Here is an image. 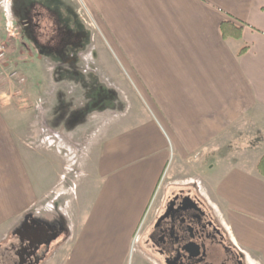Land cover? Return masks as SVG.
<instances>
[{"label": "crops", "instance_id": "1", "mask_svg": "<svg viewBox=\"0 0 264 264\" xmlns=\"http://www.w3.org/2000/svg\"><path fill=\"white\" fill-rule=\"evenodd\" d=\"M83 1L98 26L92 41L90 29L84 27L88 35L75 29L73 0H0V41L11 53L26 49L10 65L29 79L46 60L65 58L68 48L86 43L97 72L56 74L62 121L49 123L79 138L99 129L83 161L84 177L56 202L58 213L36 214L33 207L48 197L60 161L33 147L40 139L32 135V123L22 121L0 90V241L16 244L23 223L56 225L54 238L37 250L39 264H127L138 225L173 156L180 161L174 175L181 177L171 174L170 184L193 186L248 262L264 264L258 160L224 164L218 148L210 150L220 141L259 138L264 144V0ZM228 20L241 27L239 39L222 37L220 24ZM78 96L85 102L79 118L72 110ZM131 108L136 132L123 126L113 132L119 121L110 116ZM101 111L99 118L90 115ZM77 119L79 129L64 122ZM210 158L216 170L211 165L215 171L207 173L203 161ZM91 190L96 197L85 198ZM141 238L133 263L161 264Z\"/></svg>", "mask_w": 264, "mask_h": 264}, {"label": "rangeland", "instance_id": "2", "mask_svg": "<svg viewBox=\"0 0 264 264\" xmlns=\"http://www.w3.org/2000/svg\"><path fill=\"white\" fill-rule=\"evenodd\" d=\"M76 22H77V28L75 29L84 31V34L88 35L87 30L84 28L85 26L83 25V23H81L79 20ZM92 32L94 31L92 30ZM94 33L97 34L96 32ZM0 43H2L6 49L5 61L3 62L2 65H0V80H1L0 90L3 93V98L7 100L8 105L15 106L18 108L20 114H23L22 116H24L22 118L23 122L27 121L32 123L33 133L32 132L31 133L34 137L38 136L40 139L42 136H44V137H48L49 139L47 141L43 138L45 142L41 144L38 141L36 142L37 145L31 143L29 140L30 144H33V147L35 148L38 147L39 150H44L50 153V155H56V157H58L60 161V169L58 172L57 180L54 183V185H52L47 191L49 198H52L54 196L58 197L57 200L55 201V207L52 210L47 209L46 211H43L41 213H36L33 207V211L36 214L53 215L55 213H58L57 210L58 207H56V202L61 200L63 196L66 198L67 196L71 195L72 191L74 190L73 188H76L78 186V182L81 180V178L84 177L83 161L89 155L90 146L92 143V138H94V134H96V132L99 131L98 128H97L98 130L94 128L91 131H89L87 134L79 138V137H75V135L72 132L70 134L62 131L61 129L54 128L53 126L50 125L49 121L56 122L58 118L60 119V121H62L60 114L61 112L58 111L59 99L56 94L58 88L56 74L59 71L61 72L69 71V72H76L81 75H85L90 72H97V69L94 64L88 65L83 62L79 63V65L73 62L67 63L68 59L72 57L70 52H72L73 54L78 53L80 50L84 53L89 52V48H85L86 43L83 42L82 43L83 48H79V47L68 48L67 51L70 54L67 53L65 58L58 60L54 59V61L46 60V62H44L41 68V72L44 74L41 75L40 72L37 73L35 78L31 77V79H29L25 74L20 73V71L15 66L11 67L10 65L12 64L11 63L12 60L14 58L18 59L19 55L22 53L24 54V51L26 49L18 48L14 53H11L7 42L0 41ZM14 70L17 72V74L14 76L11 75L10 77L9 74L14 72ZM18 79H23V80L20 83ZM97 82L102 84L107 83L105 80H97ZM66 88L71 94L75 92L74 86L72 85H66ZM84 104L85 102L83 98L79 96L75 98L74 108H72V110L76 112L78 118H79L78 111L79 109H81L80 107L84 106ZM136 113L137 112L132 108L123 111L122 114L121 113L119 114V111L116 114L113 113V115L110 116L111 117L110 119H112L111 121L113 123L119 121L114 126L113 132L114 131L117 132L116 130H119L121 126L127 129L128 133H130V131H132V133L136 132V121H135ZM90 115H92L93 117L97 116L99 118L103 116V111L97 113L92 112ZM64 122L66 123V125H68L71 128H75L74 126L76 125L79 129L80 119H77L74 123L72 122V120L71 121L66 120ZM112 122L111 125L113 124ZM43 127L44 129L48 128L49 131L47 133L46 132L42 133L41 128ZM78 129L76 128V130ZM41 140L42 138L40 139V141ZM167 142H168V149L172 150V145L170 144L168 138H167ZM210 147H211L210 150L211 149L213 150V147L218 148V152H220V163H224V164L242 163L248 165L250 163V165H252V161H254V159L259 160V157H261L264 154V144H262L261 141L259 142V138L257 139V142H253V141L251 142L248 141V139L235 141L231 143L220 141V144L211 145ZM194 158L196 159V157ZM191 162L195 163L196 160H191ZM203 162H204L203 170L205 172L211 173L212 171L216 170V165H215V163L217 162L216 160L210 158L207 161H203ZM179 164L180 161L173 156H171V158L168 160V163L162 173L160 182L157 186V191L155 197L153 198V202L149 210L147 211V215L148 214L149 215L145 216L144 220L141 223L140 228L138 227L136 230L137 236L139 235L138 238H140V235L142 234L143 227L153 218L156 209L161 204L162 199L173 190H177L180 187L185 189L188 187L187 186L188 184L185 185V182H179L180 184H175V183L170 184L171 174H173L172 178L174 179L181 177L180 174L174 175L175 171L173 172V170H175V168H177ZM211 165L214 166L213 169L215 170L210 168ZM44 169L47 170L48 179L50 181L53 175L52 173L53 167H51V164L48 163L47 166L44 165ZM98 180L100 181V178H98ZM98 180L95 181L92 184V186H97V183H99ZM193 181L194 180H192L191 182ZM167 182L169 183L167 184ZM142 183L144 182L142 181ZM190 188L191 191L194 192V187L190 186ZM86 196L87 197L85 198L90 199L96 197V194L93 193V190H91L89 191V194H86ZM63 203L64 202L59 203V206L62 207ZM32 212H29L28 215H31ZM65 217L67 218L68 216L66 215ZM24 225L25 223L22 224L21 227L22 229L25 227ZM35 225H39V227L46 228L49 230L57 228L56 225H52V226H49L47 224H35ZM39 232H41L40 229ZM41 233H43V230ZM55 234L52 235L48 234L46 240L53 239ZM8 240L9 239L1 240L2 245L3 246L6 245L8 243ZM136 243L137 241L134 242V246L136 245ZM134 246L132 245L131 252L129 255V261L127 262V264H135L133 263V260L135 258V255L133 253V251H135Z\"/></svg>", "mask_w": 264, "mask_h": 264}, {"label": "flooded vegetation", "instance_id": "3", "mask_svg": "<svg viewBox=\"0 0 264 264\" xmlns=\"http://www.w3.org/2000/svg\"><path fill=\"white\" fill-rule=\"evenodd\" d=\"M24 226L18 231L16 244L8 241L3 246L0 241V264L41 262L37 250L55 231L34 223ZM141 244L161 264H250L233 245L210 205L190 186L173 190L162 199L143 227Z\"/></svg>", "mask_w": 264, "mask_h": 264}, {"label": "built area", "instance_id": "4", "mask_svg": "<svg viewBox=\"0 0 264 264\" xmlns=\"http://www.w3.org/2000/svg\"><path fill=\"white\" fill-rule=\"evenodd\" d=\"M73 1H75L76 2V18L81 22V23H83V25L85 26V27H87L88 29H90L91 31L93 30L94 32H96L97 31V29H98V26H97V24L95 23V20H94V17L91 15V13H90V11L88 10V7L86 6V4L84 3V1L83 0H73ZM94 32H92V35H91V37H90V39H91V41H92V39H93V35L95 34ZM5 53H6V49H5V46L2 44V43H0V65H2L3 64V62L5 61ZM88 53V54H87ZM87 53H84V52H82V51H79L78 53H76V54H71V58L70 59H68V61H67V63L68 62H73L74 61V59L73 58H75V59H77L79 62H78V65H79V63H85V64H88V65H90V63H89V52H87ZM73 63H75V62H73ZM17 74V72L14 70V72H12V73H10L9 74V76L11 77V75L12 76H14V75H16ZM19 80V82L21 83V81L23 80V79H18ZM39 127H40V125H39ZM41 131H42V133H47L48 131H49V129L48 128H46V129H44V127L43 128H41ZM42 138V140L40 141V143L42 144L43 142H45V140H49L48 139V137H44V136H42L41 137ZM40 138V139H41ZM45 140H44V139ZM156 191H157V189H156ZM156 194V193H155ZM155 194H154V197H155ZM153 197V198H154ZM57 198L58 197H56V196H54V197H52V198H49V197H47L46 199H45V201H43L42 203H39L38 205H36L35 207H34V211L36 212V213H41V212H43V211H46L47 209H50V210H52L54 207H55V201L57 200ZM152 202H153V199H152ZM152 202L150 203V205H149V207H148V210H149V208H150V206H151V204H152ZM60 210L62 211V213H64V215H67V211H66V209H65V206L63 205L62 207H60ZM147 210V211H148ZM147 215V212H146V214L144 215V217L142 218V221L144 220V218H145V216ZM142 221L140 222V224H139V228H140V226H141V223H142ZM139 236V235H138ZM138 236H137V233H135V236H134V238H133V241H132V245L134 246V242H136L137 241V238H138Z\"/></svg>", "mask_w": 264, "mask_h": 264}, {"label": "trees", "instance_id": "5", "mask_svg": "<svg viewBox=\"0 0 264 264\" xmlns=\"http://www.w3.org/2000/svg\"><path fill=\"white\" fill-rule=\"evenodd\" d=\"M241 24H245V23L242 22ZM220 32L224 39H227V38L239 39L241 35V27L235 26L229 20L223 21L220 24ZM244 49L245 47L241 48L240 52H242ZM256 168H257L258 174L264 178V154L259 158Z\"/></svg>", "mask_w": 264, "mask_h": 264}]
</instances>
